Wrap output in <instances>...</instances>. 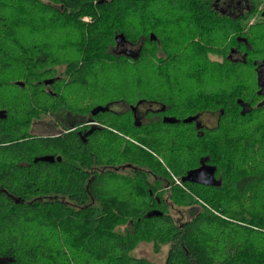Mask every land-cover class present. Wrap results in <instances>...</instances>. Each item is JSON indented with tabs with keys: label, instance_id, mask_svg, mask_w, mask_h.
<instances>
[{
	"label": "trees",
	"instance_id": "obj_1",
	"mask_svg": "<svg viewBox=\"0 0 264 264\" xmlns=\"http://www.w3.org/2000/svg\"><path fill=\"white\" fill-rule=\"evenodd\" d=\"M243 1L0 0V264H154L140 241L264 264V0Z\"/></svg>",
	"mask_w": 264,
	"mask_h": 264
},
{
	"label": "rangeland",
	"instance_id": "obj_2",
	"mask_svg": "<svg viewBox=\"0 0 264 264\" xmlns=\"http://www.w3.org/2000/svg\"><path fill=\"white\" fill-rule=\"evenodd\" d=\"M243 4H244L243 0H218V7L220 9H223L224 11H231L232 13L241 11L243 8ZM84 18L88 19V16H85ZM113 50L126 54H134L137 50V45H131L127 42L120 41L113 48ZM260 78L264 88V69L261 70L260 72ZM108 108L113 109L115 111H122L126 109V106L124 103L115 102L110 104ZM154 108H158V105L148 104V103L141 104L140 107L138 108V113H137L139 119L140 120L145 119L143 113L145 112L146 109H154ZM72 117L75 118V116L70 117V115H68L67 112H64L62 110L57 112H48L45 114H41L40 116H38L33 120L31 126V132L37 134L57 133L64 126L68 125L71 122ZM198 118L202 119V121L198 120L199 124H203L207 126H212L216 121V115L211 113L210 114L202 113L201 115H199ZM172 176L174 178V182L182 186L180 179L175 175ZM194 210L195 207L192 205H176V204L171 205V209H170L173 216H175L178 219V221H182L190 217V215L193 213ZM169 246H170L169 243H163L160 245L159 250L155 252L153 250L151 242L140 241L131 251V254L134 256L146 257L154 264H164V260Z\"/></svg>",
	"mask_w": 264,
	"mask_h": 264
},
{
	"label": "water",
	"instance_id": "obj_3",
	"mask_svg": "<svg viewBox=\"0 0 264 264\" xmlns=\"http://www.w3.org/2000/svg\"><path fill=\"white\" fill-rule=\"evenodd\" d=\"M121 35H117L116 38H120ZM185 121L190 120V117L187 119H184ZM35 159H40V160H48V161H53L54 160V156L53 155H43V156H39L38 158ZM59 159V157H58Z\"/></svg>",
	"mask_w": 264,
	"mask_h": 264
},
{
	"label": "flooded vegetation",
	"instance_id": "obj_4",
	"mask_svg": "<svg viewBox=\"0 0 264 264\" xmlns=\"http://www.w3.org/2000/svg\"><path fill=\"white\" fill-rule=\"evenodd\" d=\"M143 104V103H142ZM140 107V105H138L137 106V109H136V111L135 112H137L138 111V108ZM201 115V114H200ZM198 117H199V115H198ZM199 121H202V119H199V118H197ZM197 176H199V175H197ZM201 177H203V175H201ZM205 179V178H204Z\"/></svg>",
	"mask_w": 264,
	"mask_h": 264
}]
</instances>
